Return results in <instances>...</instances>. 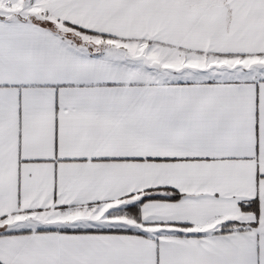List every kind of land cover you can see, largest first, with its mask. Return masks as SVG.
Segmentation results:
<instances>
[{
	"label": "snow or ice",
	"instance_id": "obj_1",
	"mask_svg": "<svg viewBox=\"0 0 264 264\" xmlns=\"http://www.w3.org/2000/svg\"><path fill=\"white\" fill-rule=\"evenodd\" d=\"M0 264H264V0H0Z\"/></svg>",
	"mask_w": 264,
	"mask_h": 264
}]
</instances>
